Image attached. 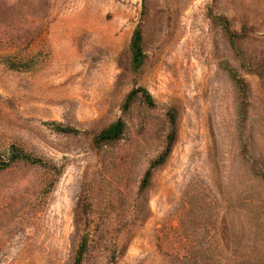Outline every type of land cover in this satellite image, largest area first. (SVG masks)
I'll list each match as a JSON object with an SVG mask.
<instances>
[{
	"label": "rangeland",
	"instance_id": "rangeland-1",
	"mask_svg": "<svg viewBox=\"0 0 264 264\" xmlns=\"http://www.w3.org/2000/svg\"><path fill=\"white\" fill-rule=\"evenodd\" d=\"M136 87L153 105L124 108ZM11 145L43 163L0 169V264H73L82 238V264H264V0H0V165Z\"/></svg>",
	"mask_w": 264,
	"mask_h": 264
},
{
	"label": "trees",
	"instance_id": "trees-1",
	"mask_svg": "<svg viewBox=\"0 0 264 264\" xmlns=\"http://www.w3.org/2000/svg\"><path fill=\"white\" fill-rule=\"evenodd\" d=\"M218 22L221 24L222 30L224 34L228 36L231 43H234V38L237 36V33L230 29L229 21L225 16L218 15L215 16ZM142 31L140 26H137L132 34L131 41H130V52H131V65L135 70L140 69V67L143 65L144 60V52L142 48ZM9 60H11L9 58ZM12 61V60H11ZM10 66L14 69H20L22 67L28 68L29 66H26V64L21 63H14L11 62ZM235 84L237 89L243 94L246 88V84L244 83L242 77L233 75ZM137 95H140L147 104L153 105V98L149 94V92L141 87L133 88L127 95L125 101H124V108L129 104V102L133 99V97H136ZM169 131L166 137V143L164 146V149L149 163V166L147 170L145 171L143 178L141 180V184L139 189L142 190L143 188L147 187L150 182L151 172L154 168L157 166H160L164 163L166 160L170 149L173 145V142L175 141V118L174 114L172 112H169ZM52 126L56 131L67 133V134H78L80 132L79 129L72 127V126H64L59 123H52ZM124 121L121 118L116 119L115 121L108 124L106 127L101 129L99 132H97L95 135L93 134L92 137V143L95 146H102L106 144H111L115 141H117L124 131ZM15 162H24L27 164H35L39 163L42 164L43 160L41 158L33 156L31 153H28L23 148H20L16 145H11L8 150L7 159L5 162H2L0 165V169L7 168L11 166ZM87 239L82 238L78 249L76 250V255L73 261V264H82L83 254L86 250V244Z\"/></svg>",
	"mask_w": 264,
	"mask_h": 264
}]
</instances>
